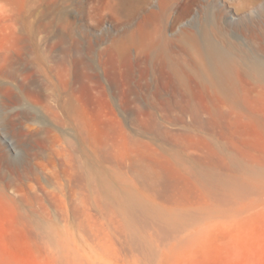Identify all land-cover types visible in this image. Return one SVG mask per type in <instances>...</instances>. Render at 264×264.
<instances>
[{
	"label": "rangeland",
	"instance_id": "obj_1",
	"mask_svg": "<svg viewBox=\"0 0 264 264\" xmlns=\"http://www.w3.org/2000/svg\"><path fill=\"white\" fill-rule=\"evenodd\" d=\"M153 21L170 37L208 24L264 65V0H0V264H65L55 238L96 264H264V84L244 81L243 119L194 86L158 99L153 62L114 45Z\"/></svg>",
	"mask_w": 264,
	"mask_h": 264
},
{
	"label": "bare ground",
	"instance_id": "obj_2",
	"mask_svg": "<svg viewBox=\"0 0 264 264\" xmlns=\"http://www.w3.org/2000/svg\"><path fill=\"white\" fill-rule=\"evenodd\" d=\"M167 9H168L167 5L160 4L159 10L153 11V18L161 14H164L167 11ZM208 27H209L208 24H206L199 31H193V29H187L184 27L181 28L175 34L174 37H170L168 36L165 28L162 27V25L160 24H156L154 21H153V34L146 31V29L143 28L141 24L137 23L131 29L127 30L123 35L115 39L114 45L117 50H119L123 54H126L127 58L132 60V62L133 61L137 62L140 61L141 59L140 56L137 58L136 55H133V53H131L132 51H134L135 53L137 52V53L146 54L147 58L145 57V60L148 62L151 61L153 62V73L155 71H158V73L161 75L160 78L161 81L159 80L157 89L160 90L161 88L165 87L168 88V90H170L169 92H171L170 97L159 96L158 99L165 101L184 100L190 102L191 96L189 95V92L191 90V87L194 86L195 88L201 90L200 93L203 92L206 103L210 102L211 104L218 105V108L219 105H224V106L228 105L231 108L230 113L234 114L236 112L235 114H237L238 117L242 116L241 118L243 119L244 112L242 111L243 114L239 112L240 111L239 108L249 104L248 102L250 101L249 97H251L248 92V87L244 85V81L247 80V78L248 79L253 78L254 80H257L264 84V65L261 59L258 57L252 56L250 54H246L244 52L238 53L236 51L237 46L234 45L229 40H226L224 44L219 43L211 36ZM195 100L197 101V98ZM66 107L69 108V113H71V115H73L76 119L78 117L76 114L77 108H75V106L72 105L71 103L66 105ZM249 111L250 112L247 111L248 113L246 116L249 115V117H252L251 121L253 122V120L255 119L254 116L258 112L255 110H249ZM210 112L212 111L210 110ZM223 112L224 111H221V109H218L217 113L221 116H224L225 114H223ZM231 116L232 115H230V118ZM202 141H204V139ZM207 142L210 144L208 140ZM214 151L216 153V150H212V149L210 150V156H212L211 154ZM106 154H107V156L105 155L106 157L110 155V153L108 154L107 152ZM171 161L173 160L169 161L172 164ZM199 161L203 162L202 160ZM220 161L224 162V160L222 159H220ZM142 162H144L145 164L143 167H140L139 170L137 169L138 175L144 178V180L145 179L149 180L150 178L153 183V166L151 165L153 159L150 160L146 159L143 160ZM182 167L184 168V170L189 171L187 165H183ZM79 168H82L83 170V173L80 172L79 174L80 177H83L85 181L88 182L89 176L86 174L87 172H85V169H83L82 165L81 166L79 165ZM174 168L176 167L174 166ZM71 171L74 170L71 169ZM87 182H84L85 185L83 184L84 192L82 193L83 194L82 201L86 204L91 197V195L88 192L90 190L87 189ZM131 193L132 192L130 189L128 190V192L126 191L124 195H126V197H129V195H133ZM113 194L115 197L118 198L122 197L121 194L115 190H113ZM94 200L100 205L101 200L98 196H95ZM82 212H85L86 216H88L86 208L83 209ZM165 213L172 216L171 213L173 212L171 211V209H167ZM89 230L91 231V229ZM201 230H202L201 225L188 227L184 229L181 234H179L174 238L173 244L176 245L182 242H186L192 239ZM55 243L57 247H59L58 248L59 253L55 254L54 257L56 263L58 261V262H63L65 264H83L84 262L85 263L87 262L89 264H96L95 259H93L89 255L87 256L84 255L77 249L69 248L67 244L63 242L61 239L55 238ZM100 244L101 246L106 245L105 242H101V241ZM50 253L52 252H49V254ZM103 264H107V263H103Z\"/></svg>",
	"mask_w": 264,
	"mask_h": 264
}]
</instances>
